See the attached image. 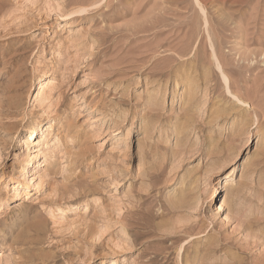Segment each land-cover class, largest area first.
<instances>
[{"label": "rangeland", "instance_id": "obj_1", "mask_svg": "<svg viewBox=\"0 0 264 264\" xmlns=\"http://www.w3.org/2000/svg\"><path fill=\"white\" fill-rule=\"evenodd\" d=\"M93 1L0 0V264H264V0Z\"/></svg>", "mask_w": 264, "mask_h": 264}, {"label": "bare ground", "instance_id": "obj_2", "mask_svg": "<svg viewBox=\"0 0 264 264\" xmlns=\"http://www.w3.org/2000/svg\"><path fill=\"white\" fill-rule=\"evenodd\" d=\"M100 3L101 1L100 0H94L93 2H92V4H97V3ZM67 6V4H65L64 5V8ZM199 8V7H198ZM63 9V8H62ZM65 10V9H64ZM200 10L203 12V22H204V24H205V29H207V23H208V19H207V16H206V14H205V11H204V8L203 7H201L200 6ZM81 11H83V8H81V6L79 5V6H77V7H74V8H72L71 9V11L70 12H81ZM202 22V23H203ZM202 28H204V27H202ZM204 31H206V30H204ZM193 47V46H192ZM214 47V46H213ZM198 48V47H197ZM197 48L196 49H191V50H189V51H187L186 52V54H184L183 56H185V55H188V54H191V57L189 58V61L188 62H192V60L194 59V57L195 56H197L198 55V50H197ZM211 48H212V46H211ZM211 50V49H210ZM175 52V51H174ZM176 53V52H175ZM211 55L209 56L210 57V61L212 62V67L214 66L216 69H217V72H218V76H220V78H221V82L223 83V88L225 89V92H228V94H231L234 98H235V100H236V102H240L241 104L243 103H247L245 100H244V97H243V95H241V92H240V94L238 95L237 93L235 94V93H233V91H232V85H231V78H230V76H229V74H230V72H229V74H228V72H227V69H226V67H225V65L222 63L223 61H221L222 59L220 58V57H222V56H219L218 55V53L212 48V51H211V53H210ZM220 54V53H219ZM181 56V55H180ZM178 58V57H177ZM196 58V57H195ZM209 59V58H208ZM248 60V59H247ZM264 60V59H263ZM181 61V60H180ZM253 61V60H252ZM183 66H184V64H185V62H182L181 63ZM227 66V65H226ZM170 67V66H169ZM172 67V66H171ZM173 68V67H172ZM172 68H171V70H172ZM183 69H185V68H181L179 71L180 72H177L176 73V71L175 72H173L174 73V75H173V89H172V93H173V95H174V93H176V89H177V85L179 84V76L182 74V72L184 71ZM171 70H169V71H171ZM174 70V69H173ZM178 71V70H177ZM186 72V71H185ZM171 73V72H170ZM169 73V74H170ZM215 73V72H214ZM216 74V73H215ZM219 78V79H220ZM169 79V78H168ZM191 81H193L192 79H191ZM216 81H217V79H216ZM190 82V81H189ZM220 82V81H219ZM167 83V82H166ZM192 83V82H191ZM191 83H188L187 85H185V87H184V89H182V93L180 94V98H182V97H184L185 95H188V96H193L194 94H196L199 90H201L200 88V84H198L197 82H195L194 84H191ZM200 83V82H199ZM208 84V83H207ZM167 85V84H166ZM219 85V84H218ZM205 87V86H204ZM158 88L160 89V87L158 86ZM157 88V89H158ZM164 88V87H163ZM166 88V87H165ZM164 88V89H165ZM206 88H207V85H206ZM157 89H156V92H157ZM158 89V90H159ZM204 89V88H203ZM205 90V89H204ZM206 91H208V90H206ZM155 91H154V94H156L157 95V93H156ZM164 93H166V90H164ZM208 93V92H207ZM206 93V94H207ZM205 94V93H204ZM148 104H150V103H152V98H153V94L151 93V92H148ZM248 97V96H247ZM187 100V104L189 103V101H188V99H186ZM207 102V101H206ZM193 103H195V102H193ZM191 104V103H190ZM242 104V105H243ZM249 104V107H250V110H251V108H253V106H252V104L251 103H247L246 105H248ZM193 105V104H192ZM255 106V105H254ZM242 107V106H241ZM255 108V107H254ZM246 110H248V109H246ZM243 111V110H242ZM252 111V110H251ZM231 113V112H230ZM260 116H261V119L263 120V122H264V113H256V110H254V113H253V115H252V117L250 116L249 117V119L250 118H252V120L254 121H259V119H260ZM233 120V122L232 123H234V118L232 119ZM244 121V120H243ZM247 122V121H246ZM246 122H244V123H238V125H240V128L242 127V126H244V124L246 123ZM262 122V121H261ZM231 123V124H232ZM264 124V123H263ZM233 125V124H232ZM49 126H53V124H52V122H51V124H49ZM240 128H238V129H240ZM237 129V130H238ZM39 130H41V128L39 129V128H37V127H34V128H32V133L33 132H38ZM45 130H47V127H46V129ZM44 130V131H45ZM37 135H34V137H33V139H35V137H36ZM9 138L8 137H5V136H1L0 137V142L1 143H6V141L8 140ZM47 139V138H46ZM45 142H47L46 140H45ZM38 145H40V143L38 144ZM20 184V187H22V188H25L26 187V185H27V182L24 180L23 182H20L19 183ZM230 184V180H229V178H226V179H224V184L221 186V188H223V187H226L227 185H229ZM19 186V185H18ZM218 188V187H217ZM184 190V189H183ZM217 190V189H216ZM185 195H186V193H185ZM187 196L188 195H186V197L183 199V198H181L182 199V201L180 202V203H182V204H184V205H186V204H189V201L190 200H187L188 198H187ZM180 199V198H179ZM178 199V200H179ZM223 201H219L218 203H216L215 205H218V207L215 209V213H221L222 212V210H224V209H227V206H226V204H227V200H228V196L227 195H225V196H223ZM178 202V201H177ZM179 203V204H180ZM181 207V206H180ZM224 218H226V215H225V217ZM124 224V223H123ZM122 224V225H123ZM123 227H125L124 225H123ZM122 227V228H123ZM124 229V228H123ZM124 231V230H123ZM126 233V232H125ZM189 235V234H188ZM124 237H126V236H124ZM185 250V249H184ZM180 251H181V247H180V249H178V251H177V254L179 255L180 254ZM182 254V253H181ZM177 255V256H178ZM180 256V255H179ZM208 261V260H207ZM111 262H115V261H113V260H111ZM101 263L102 264H104L105 262H103L102 260H101ZM106 264V263H105ZM112 264H116V263H112Z\"/></svg>", "mask_w": 264, "mask_h": 264}]
</instances>
